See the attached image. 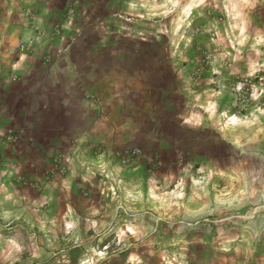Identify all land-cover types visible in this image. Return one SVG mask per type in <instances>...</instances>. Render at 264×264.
Returning a JSON list of instances; mask_svg holds the SVG:
<instances>
[{"label":"rangeland","instance_id":"374dc122","mask_svg":"<svg viewBox=\"0 0 264 264\" xmlns=\"http://www.w3.org/2000/svg\"><path fill=\"white\" fill-rule=\"evenodd\" d=\"M16 2L0 0V12ZM148 2L145 10H132L120 37L105 39L120 45L118 52L85 48L82 55L105 78L118 77L123 93L145 100L142 111L137 107L144 114L139 121L167 127L165 155L156 150L147 159L140 147L119 148L110 168L92 169L116 191L111 205L122 219L110 235L93 231L79 244L65 230L29 218L21 219L20 229L0 212V240L16 228L22 233L21 243L8 247L14 257L7 264H180L187 253L204 259L206 245L178 242L177 235L200 229L203 237L212 220L230 221L264 206V0ZM60 36L55 31L51 38ZM43 39L21 44L29 49L19 52L31 55ZM160 103L167 109L150 108ZM0 138V145L10 143L14 133L0 131ZM49 158L43 178L11 172L5 162L0 170L40 196L71 166L65 154ZM57 160L66 170L50 179ZM34 251L38 259L28 260Z\"/></svg>","mask_w":264,"mask_h":264},{"label":"crops","instance_id":"0c3cea01","mask_svg":"<svg viewBox=\"0 0 264 264\" xmlns=\"http://www.w3.org/2000/svg\"><path fill=\"white\" fill-rule=\"evenodd\" d=\"M17 1L10 12H0V131L14 133L12 142L0 145V165L5 162L11 172L43 178L51 160L47 158L60 153L69 157L71 166L40 196L15 186L4 178L9 172L0 170V212L18 228L21 219L29 218L65 230L66 237L83 244L90 232L110 235L122 219L111 205L116 191L92 169L110 168L112 151L119 148L140 147L149 159L156 150L165 155L169 144L167 127L154 125L150 118L139 121L144 114L137 107L146 106L145 100L123 93L118 77L105 78L82 55L85 48L118 52L121 46L105 39L120 37L130 25L132 10H145L149 0ZM55 31H60L58 41L51 38ZM42 36L31 55L19 52L21 44H34ZM77 38L84 44H76ZM165 106L150 108L162 111ZM99 144L104 151L98 153L94 147ZM249 213L233 214L225 222L212 220L203 237L200 229L178 234V242L206 245L208 250L204 259L183 254L180 264H264V206ZM18 228L11 238L0 240V264L14 257L8 247L21 243ZM31 254L28 260L38 259L37 252Z\"/></svg>","mask_w":264,"mask_h":264},{"label":"built area","instance_id":"2783aa9c","mask_svg":"<svg viewBox=\"0 0 264 264\" xmlns=\"http://www.w3.org/2000/svg\"><path fill=\"white\" fill-rule=\"evenodd\" d=\"M28 47L26 46V45H23V46H21L20 47V51L21 52H25V49H27ZM29 49V48H28ZM1 139V138H0ZM64 170H66V167H65V165L62 163V160H57V162H56V165H55V167L50 171V173H49V176H48V178H53L57 173H59V172H63ZM31 184L32 185H38V183H36V182H31Z\"/></svg>","mask_w":264,"mask_h":264}]
</instances>
